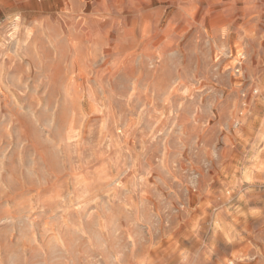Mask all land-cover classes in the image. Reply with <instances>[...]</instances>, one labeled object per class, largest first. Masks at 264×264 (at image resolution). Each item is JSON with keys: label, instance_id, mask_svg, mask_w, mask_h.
<instances>
[{"label": "rangeland", "instance_id": "rangeland-1", "mask_svg": "<svg viewBox=\"0 0 264 264\" xmlns=\"http://www.w3.org/2000/svg\"><path fill=\"white\" fill-rule=\"evenodd\" d=\"M0 264H264V0H0Z\"/></svg>", "mask_w": 264, "mask_h": 264}]
</instances>
